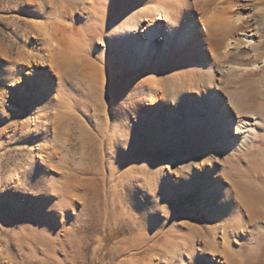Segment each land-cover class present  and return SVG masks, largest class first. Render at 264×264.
<instances>
[{
	"label": "rangeland",
	"instance_id": "obj_1",
	"mask_svg": "<svg viewBox=\"0 0 264 264\" xmlns=\"http://www.w3.org/2000/svg\"><path fill=\"white\" fill-rule=\"evenodd\" d=\"M190 2L195 21L233 14L246 23L222 41L211 29L183 44L173 35L167 58L138 57L113 40L127 17L118 9L96 59L72 40L99 17V0H0V264H264V218L248 220L234 179L220 177L200 146L223 145L221 159L229 154L264 191V0H217L215 14ZM247 79L261 94L238 113L217 88L232 94ZM214 102L228 108L223 141L200 127ZM65 168L75 177L51 175ZM40 194L43 215L34 211ZM174 221L196 232L192 246L172 235Z\"/></svg>",
	"mask_w": 264,
	"mask_h": 264
},
{
	"label": "bare ground",
	"instance_id": "obj_2",
	"mask_svg": "<svg viewBox=\"0 0 264 264\" xmlns=\"http://www.w3.org/2000/svg\"><path fill=\"white\" fill-rule=\"evenodd\" d=\"M99 1L101 4L97 9V11H100L98 13L99 17L95 18L94 15L93 17L91 16L87 17L88 18L87 22L90 20L91 23H89L88 27L84 28L83 30L78 29L80 31V34L77 37L73 38L72 40L73 44L75 43L78 44V47L80 49H83L85 52H89L91 55H94L96 59H99L100 56L99 53H97V51L95 50V44L97 40L98 43H100L104 47L105 50L107 49V46L108 47L110 46L109 42L105 43L104 41L105 39L104 35L106 33L105 29L108 27L109 24L108 20L111 18L113 19V17L115 16V11L117 12L118 9H120L121 12L124 11L125 14H127V17L122 16L121 18L124 19L125 17L126 21L125 23H123V25L117 26V30L120 31L119 33L122 38H118L117 36L112 35L115 38L113 40L115 43H118V45L121 43V45H119L120 48L119 52L124 54L127 53L130 56H138V57H140L144 51H149L152 54H160L164 58H167L170 55L169 44L171 43V37L173 35H176V37L180 39L183 44L186 38H190L191 34H193L195 30H197V32L199 33H202L203 31H207L211 29L216 34V39L218 41H222L233 30H235L240 23L244 22V25L246 23V20L244 19L245 17L240 15L237 16L233 14L230 15V18L222 19L220 21L218 20L216 22L215 21L212 22L211 20L210 21L202 20L201 22L195 21L193 20L195 14L191 7L190 0H129V1L99 0ZM215 1L217 2V0H200V3L203 6L202 8H205V10L207 9L212 14H215V9H212L213 7L212 4L216 3ZM119 2L122 3L120 7L117 5ZM150 3H154V5H149ZM232 6H233L232 8L235 7L234 4ZM117 16L120 17L121 15H117ZM144 22L152 24V26H146L144 25ZM141 32L147 35L149 39H145V37H141ZM254 34L255 33L251 32L245 35H247L248 37H253ZM151 41L152 43L154 42V44H156V47H149ZM250 46L251 44L246 45V47L248 48H250ZM261 62H264V59ZM90 63L93 67H96L94 61H91ZM167 69L169 71L172 70L170 62H167ZM202 69L204 70V72L203 73L201 72L202 74L199 77L200 84L198 85L203 86L204 89H207L208 83L211 82V80H209L208 78L210 73L208 72V69L210 68L203 67L201 68V70ZM172 74L175 75L174 73ZM181 76H183V74ZM164 80H166L167 82L166 83L167 89L169 90L170 93H172L170 95L172 99L176 101L177 98H181L180 95L178 96L173 93L175 91V82L173 81L172 76L165 78ZM259 82L258 81L255 82L253 80L247 79L244 82H242L240 85H235L237 86V88L235 89V91L232 92V94L225 93V90L222 89L220 85H218L217 90L220 91L221 94H223L224 98L231 106V109H235L237 110L238 113H240L242 111H245L246 108L252 107L256 99L259 98L258 94L261 92L259 87L257 86L260 84ZM212 107H213V115H209L208 120L203 122L200 125V127L202 130L206 129V131L208 127L209 131L212 133L213 139L216 138L223 141L226 139L227 130L230 129V125H231V121L229 120V118L223 115L225 114V112H227L228 108L226 109L225 107L215 102L213 103ZM231 116L233 118L237 117V115H231ZM194 120L196 119L193 117L190 118V120L188 119V121H194ZM210 141L207 144L204 143V145H200L201 148L204 149V151L206 152L205 154L206 156H204L203 158L205 157L207 158L208 156H210L209 157L210 160L212 158V161L215 162L213 169L215 172L218 173V175H220V177L225 178L226 180L227 178L234 179L235 190L238 194L236 198L242 200L243 203L242 205L245 206L247 205L246 214L249 215L248 220L250 222L260 221L261 219L259 218L262 219L264 218V191L259 190L258 189L259 185H256L254 182L248 179L250 175L249 170H243V168H241V166L238 163H234L233 159L229 154H225L223 159H221L220 153H224V151L226 150L225 149L223 151L224 148L223 145L220 144L215 145L212 141L211 142ZM189 148L191 147L188 146V149ZM184 149H186V147ZM184 162L186 161L183 159L182 162H180V164H183ZM253 162H254L253 164L254 167L258 168L259 170L263 169L260 166V164L262 163L259 160ZM65 170L66 168L63 169L61 173H59L58 171L54 173L51 172V175L56 176L58 173V174H66V176H68L69 178L75 177V173L65 172ZM54 179L57 180L55 177ZM57 182L59 183L58 185L60 187L59 180H57ZM17 186L20 188L19 185ZM20 190L23 192L26 191L25 188H20ZM2 192H5V190H3ZM27 193L29 192H24L26 196V200L31 198L28 197ZM30 195L34 196L33 193H30ZM41 196L44 195L40 194V195H35L34 197V202L38 203V206L37 208L34 209V211L37 213H41L43 215V213L44 214L46 213L44 207L45 206L44 204L46 203L40 205L41 202L43 201L41 200ZM58 197L59 196L57 193L53 194V198L56 201L58 200ZM226 204H230V203L226 202ZM18 210H20V208H18L17 205H15L12 211L17 212ZM191 215L195 218L194 213H192ZM179 220H184V219L179 217ZM177 222L179 221H174L172 223V226L170 227L171 228L170 230L172 231V235L175 238H182L183 239L182 241L184 242L186 248L192 246V243L195 240V236H197L196 232L191 230L189 233L187 232L186 235L183 232V230L177 228ZM182 241H176V243L179 245L180 243H182ZM202 243L204 247L207 246L212 247V243L210 240L205 239L204 241H202ZM177 244L176 246H178ZM224 253H225L224 258L227 260L228 263H234V261H236L233 252L224 250Z\"/></svg>",
	"mask_w": 264,
	"mask_h": 264
}]
</instances>
